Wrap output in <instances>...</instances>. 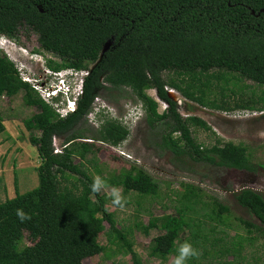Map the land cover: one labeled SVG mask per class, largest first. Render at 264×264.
I'll return each mask as SVG.
<instances>
[{
  "label": "trees",
  "instance_id": "trees-1",
  "mask_svg": "<svg viewBox=\"0 0 264 264\" xmlns=\"http://www.w3.org/2000/svg\"><path fill=\"white\" fill-rule=\"evenodd\" d=\"M23 28L37 35L40 50L61 60L48 61L50 69L89 75L76 113L61 119L20 79L15 65L0 50V99L10 102L23 92L24 107L41 109L24 126L29 132H40L30 142L42 159L39 186L0 204V264H84L105 253L100 239L108 222L109 233L123 245L131 264H144L126 235L107 218L108 199L92 191L94 180L84 169L90 153L102 152L104 145L119 147L131 135L129 128L114 119L107 120L92 139L80 129L102 90L129 91L141 102L150 130L165 126L158 145L162 151L230 171L258 172L244 145L221 138L213 146L199 144L192 129L213 133L212 129L200 118H184L167 89L213 111L264 113V108H255L251 102L231 107L242 81L264 86V0H0V38L17 41ZM149 91H156L159 101L168 104L165 112L160 113L159 102ZM259 101L264 104V93ZM5 132L0 114V136ZM55 137L64 140L61 154H55ZM75 154L81 163L75 162ZM68 174L78 177L80 194L61 187ZM105 183L141 197H156L160 190L148 173L135 166L122 169ZM183 188L177 215L152 217L143 227L146 235L157 228L163 231L152 240L150 256L161 261L176 259L180 245L190 243L203 254L186 264L208 257L222 264H242L245 244L253 245L257 239L237 235L229 241L226 231L217 229L231 227L230 208L213 197L204 203L201 188L192 184ZM234 197L262 227L242 220L240 224L253 228L249 234H264V197L251 189ZM17 209L31 219L20 222ZM207 223L216 226L207 232ZM186 232L188 237H184ZM26 238L31 245H26Z\"/></svg>",
  "mask_w": 264,
  "mask_h": 264
},
{
  "label": "rangeland",
  "instance_id": "rangeland-1",
  "mask_svg": "<svg viewBox=\"0 0 264 264\" xmlns=\"http://www.w3.org/2000/svg\"><path fill=\"white\" fill-rule=\"evenodd\" d=\"M4 42L25 55V63H28L31 71L37 68L50 69L47 66L48 61L61 63L59 58L39 49L37 35L29 29L23 28L17 41L7 36H1L0 44ZM37 51L38 53H36ZM48 71L50 72V70ZM57 75L60 76L63 73ZM84 75H86L85 72L79 74L78 78L80 79ZM239 88L241 90H236V101H232L231 107L248 106L251 102L255 108L261 110L264 108V104L259 101L264 93V86L251 81H242ZM175 93L177 94L176 91ZM148 95L159 102L160 113L168 109V104L165 103L167 107L164 111L165 108L162 104L164 102L159 101L156 91H149ZM23 96L22 92L10 102L6 98L0 99V114L6 127V132L0 136V204L14 199L17 195H24L36 189L40 184L38 168L42 164V159L36 147L30 142L31 138L40 137V132L36 130L29 132L24 126V121L30 119L34 114L40 113L41 109L24 107ZM121 96L127 97L121 99ZM178 98L179 111L184 118H200L213 131V133H207L199 128L192 129L193 137L199 144L213 146L217 142L216 139L221 138L225 142L244 145L253 156L252 163L259 167L258 172L250 174L230 171L204 163H195L187 157L178 159L170 152L162 151L158 145L164 135L165 126L160 125L156 130H150L141 102L137 101L129 91L111 93L102 90L95 100V109L88 117V122L80 129L86 132L87 138L92 139L107 120L114 119L129 128L131 133L129 139L121 146L104 145L102 152L90 153L87 156L88 162L85 161L84 169L90 177L93 180L99 177L103 181L100 194L105 195L108 199L105 207L107 218L110 217L115 226L126 235L127 240L134 245V250L144 264H174V256H171L167 261L157 260L150 256L152 240L161 235L163 231L157 228L146 235L143 227L148 226L152 217L177 215V209L180 207L179 196L184 194L183 185L192 184L201 188L204 203L211 202L210 197H213L230 208L232 217L229 219V225L231 227L229 229L218 227V232L220 229L225 230L229 241L237 235L242 238L257 239L253 245L245 244L242 264H264V234H253V228H245L239 220L256 226H261V224L248 211L240 207L234 197L235 193L243 189H251L264 197V113L242 109L235 110L233 113H222L186 101L181 95ZM101 108L105 110L102 111ZM130 111V119L125 118V115ZM63 143V138H54L55 152H63L65 145ZM99 145L102 144L98 143ZM74 160L76 163H81L77 154L74 155ZM131 166L144 170L156 181L160 187L156 197H141L134 192L125 193L123 188H114L105 183V180H109L122 169ZM66 177L62 180L61 187L80 194L82 186L78 182V177L70 174ZM114 189L119 190L123 206L113 203ZM105 226L106 232L100 239L106 248L105 253L96 259L86 260L84 264L112 262L131 264L123 245L115 235L109 233V222ZM215 226L213 223H207L204 230L210 232V229ZM249 230L253 233L249 234ZM188 235L189 233L186 232L184 237H188ZM219 235V233L216 234L217 237L221 236ZM25 243L31 245L27 238ZM206 248L210 250L209 245ZM199 253V255L203 254L201 251ZM198 260L196 264H222L218 258L208 257ZM232 260L233 258H229V261Z\"/></svg>",
  "mask_w": 264,
  "mask_h": 264
},
{
  "label": "built area",
  "instance_id": "built-area-1",
  "mask_svg": "<svg viewBox=\"0 0 264 264\" xmlns=\"http://www.w3.org/2000/svg\"><path fill=\"white\" fill-rule=\"evenodd\" d=\"M1 49L5 50V53L14 60L15 62V67L18 71V75L20 79L24 82L29 84L41 97V99L47 103L51 104L53 106V109L56 111V113L59 115L61 119H65L68 117V115L72 112H75L77 109L76 102L72 99L71 92L74 91L78 95L83 93V84L84 81L81 80V78H77V81L80 82L78 83L77 81L71 82V83H64L63 81L60 82L59 86H56L54 84H49V82H45L47 79V75H57L61 74L63 71H53L51 69L50 72L46 69H44V72L42 74H39L37 77H32L26 72V65L21 63L18 60V57L15 55L16 49L13 47L7 45L5 42L1 43ZM72 74L76 77H78V73L72 72ZM85 76H88L89 73L86 72ZM60 85H63L66 89L65 96L67 98V104L63 107L61 106V101H55L54 102V97L57 95V87H60ZM169 98L172 99L174 103H177L179 105V98L180 95L175 93L173 90H167ZM164 105V111L166 110V104L162 103ZM61 153V152H60ZM59 152H55V154H60Z\"/></svg>",
  "mask_w": 264,
  "mask_h": 264
},
{
  "label": "clouds",
  "instance_id": "clouds-1",
  "mask_svg": "<svg viewBox=\"0 0 264 264\" xmlns=\"http://www.w3.org/2000/svg\"><path fill=\"white\" fill-rule=\"evenodd\" d=\"M9 59L10 61L15 65V62L12 58H10L6 53H5V50L4 49H0ZM15 54L17 57H18V60L25 64L26 65V72L27 74H29L30 76L32 77H37L39 74H42L44 72V69L42 68H37V69H33V71H31V67L28 65V63H25V55H23L21 52H17L15 51ZM16 68V67H15ZM17 70V69H16ZM63 71V75H47V79L45 82H49V84H54L56 86H59L60 82H64V83H71L72 81L75 82L77 81V78L76 76H74L72 74V72H76L79 74L81 73H84V72H79V71H76V70H72V69H67V70H61ZM18 72V71H17ZM86 73V72H85ZM87 76H83L81 78L82 81H85V78ZM78 82V81H77ZM57 95L54 97V102L55 101H61V106H65L67 104V98L65 96V93H66V89L63 85H60V87H57ZM84 94V84H83V93L78 95L76 92L72 91L71 92V95H72V99L76 102V105H77V108H78V101L80 100V98L82 97V95ZM51 106V105H50ZM102 111H104L105 109L104 108H101ZM77 111V109H76ZM75 112H72L68 115V117L72 114H75ZM130 115H131V111L128 112L126 115H125V118H129L130 119ZM64 144V143H63ZM103 187V181L97 177L94 179L92 185H91V189L93 192L95 193H99L101 191V188ZM112 196H113V203L114 204H117V205H120V206H123V201H122V198H121V195H120V192L119 190H113V193H112ZM16 215L18 217V219L20 220V222H24L26 220H30L31 219V216L26 214L22 209H17L16 210ZM199 251L194 248L192 246V244L190 243H184V244H181L180 247H179V254L178 256L176 257L175 259V262L174 264H186V262L191 259V258H197L199 256Z\"/></svg>",
  "mask_w": 264,
  "mask_h": 264
}]
</instances>
